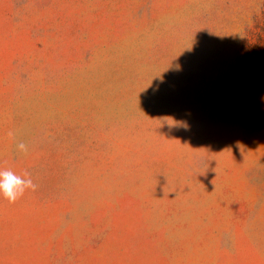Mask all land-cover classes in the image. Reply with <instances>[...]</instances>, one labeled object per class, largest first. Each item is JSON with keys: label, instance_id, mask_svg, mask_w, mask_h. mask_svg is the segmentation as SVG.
<instances>
[{"label": "rangeland", "instance_id": "rangeland-1", "mask_svg": "<svg viewBox=\"0 0 264 264\" xmlns=\"http://www.w3.org/2000/svg\"><path fill=\"white\" fill-rule=\"evenodd\" d=\"M0 169V264H264V0H0Z\"/></svg>", "mask_w": 264, "mask_h": 264}, {"label": "clouds", "instance_id": "clouds-1", "mask_svg": "<svg viewBox=\"0 0 264 264\" xmlns=\"http://www.w3.org/2000/svg\"><path fill=\"white\" fill-rule=\"evenodd\" d=\"M8 135L12 137L13 133L9 132ZM17 148L25 154L28 152V146L24 142L18 143ZM37 187L27 171L18 175L11 169H0V196L10 204L23 197L26 191H36Z\"/></svg>", "mask_w": 264, "mask_h": 264}]
</instances>
